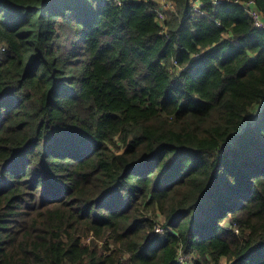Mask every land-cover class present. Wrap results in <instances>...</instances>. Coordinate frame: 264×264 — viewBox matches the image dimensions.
I'll list each match as a JSON object with an SVG mask.
<instances>
[{
	"label": "trees",
	"instance_id": "obj_1",
	"mask_svg": "<svg viewBox=\"0 0 264 264\" xmlns=\"http://www.w3.org/2000/svg\"><path fill=\"white\" fill-rule=\"evenodd\" d=\"M172 1L0 0V264H264V27Z\"/></svg>",
	"mask_w": 264,
	"mask_h": 264
},
{
	"label": "built area",
	"instance_id": "obj_2",
	"mask_svg": "<svg viewBox=\"0 0 264 264\" xmlns=\"http://www.w3.org/2000/svg\"><path fill=\"white\" fill-rule=\"evenodd\" d=\"M118 4H120L121 0H116ZM156 3V7L154 8V11L158 17V19L162 22L166 18V14L170 11L175 10V5L172 0H152ZM213 4H217L221 2L222 0H212ZM243 6L245 12L250 16V18L253 20V23L258 28L264 27V18L261 15V13L254 7V2L252 0L241 3ZM192 11L194 15H204L205 12L203 10V4L202 3H193L192 4ZM163 228L160 225L156 226V232H162Z\"/></svg>",
	"mask_w": 264,
	"mask_h": 264
},
{
	"label": "rangeland",
	"instance_id": "obj_3",
	"mask_svg": "<svg viewBox=\"0 0 264 264\" xmlns=\"http://www.w3.org/2000/svg\"><path fill=\"white\" fill-rule=\"evenodd\" d=\"M151 217L156 222V225L161 222L162 217L159 214L151 215ZM100 244H102V243H100ZM188 262L189 261H188L187 255L182 254V255H180L178 257V263H180V264H190ZM222 264H224V262H222Z\"/></svg>",
	"mask_w": 264,
	"mask_h": 264
}]
</instances>
